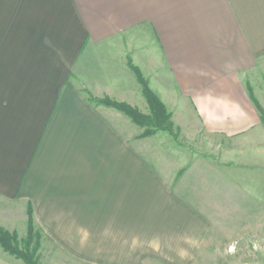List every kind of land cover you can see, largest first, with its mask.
<instances>
[{"label":"crops","instance_id":"0c3cea01","mask_svg":"<svg viewBox=\"0 0 264 264\" xmlns=\"http://www.w3.org/2000/svg\"><path fill=\"white\" fill-rule=\"evenodd\" d=\"M128 60L179 132L167 168L142 159L125 117L88 101L148 114ZM248 86L263 108L264 0H0V201L30 206L59 250L86 232L109 264L193 256L208 222L183 195L202 157L192 146L216 183L239 161L264 163ZM0 264L24 263L0 248Z\"/></svg>","mask_w":264,"mask_h":264},{"label":"rangeland","instance_id":"374dc122","mask_svg":"<svg viewBox=\"0 0 264 264\" xmlns=\"http://www.w3.org/2000/svg\"><path fill=\"white\" fill-rule=\"evenodd\" d=\"M248 89L251 91L249 86L247 91ZM87 98L91 103L120 113L133 126L139 128L140 133L132 135L127 129V121L125 120L122 126L123 122L119 120L126 137L138 136L137 140H141L140 144L135 145L138 147L140 145L141 153L145 154L142 159L151 153L152 159L160 160L165 168L168 167L164 158V152L168 151V137L177 142L178 130L172 128V133L157 131L153 135L143 136V128L135 125L123 112L105 104L104 101L109 100V102L123 103L132 108L136 107L108 98H92L90 94H87ZM258 106L262 122L264 107L262 108L259 104ZM136 109L142 115L149 114V109L148 114ZM151 137L157 139H153L152 142L145 140ZM192 151L202 157L194 161L190 167L192 175L183 187L185 190L183 195L188 201L198 206L206 216L208 223L201 234L203 238L197 246L195 255L188 258L168 257L164 259H168V264H264V163L261 167L260 162L257 164L256 162L239 161L234 171H231L235 175H227L220 179V183H216L215 176L208 174L216 175L215 170H218V167L216 164L213 166L212 163L203 160L208 158V150L201 151L199 148L194 150L192 146ZM210 155L209 158H213V155ZM10 204L11 206L0 201V229L15 237L19 249L24 250L27 247L33 252L38 264H109V258L105 259L101 256V249L92 248V246L99 245V242L78 240L72 242L74 246L72 251L57 249L51 242L46 241L34 226V229H29L28 206L21 208L17 204ZM20 213L23 214L22 220L16 219ZM136 259L137 264H162L159 258L154 262H145L142 258L139 262V259ZM122 260L123 258H110V264H123Z\"/></svg>","mask_w":264,"mask_h":264},{"label":"trees","instance_id":"16d2710c","mask_svg":"<svg viewBox=\"0 0 264 264\" xmlns=\"http://www.w3.org/2000/svg\"><path fill=\"white\" fill-rule=\"evenodd\" d=\"M128 67L141 86L142 96L148 106L149 114L142 115L136 108L129 107L123 103L109 102V100H105L104 103L123 112L135 125L143 128V136L153 135L157 131H168L172 133V125L170 123L171 114L167 111L160 99L148 87L147 81L144 79L139 69L132 65L130 60H128ZM248 92L250 99L259 112L260 109L258 102L254 99L251 91L249 90ZM262 123L264 124V119H262ZM28 207V225L31 230L34 229L32 209L30 206ZM0 248L15 259L22 261L24 264H38V262L34 259L33 252H31L27 247H25L24 250L19 249L15 237L9 235V233L1 229Z\"/></svg>","mask_w":264,"mask_h":264},{"label":"clouds","instance_id":"9594fccd","mask_svg":"<svg viewBox=\"0 0 264 264\" xmlns=\"http://www.w3.org/2000/svg\"><path fill=\"white\" fill-rule=\"evenodd\" d=\"M82 239H84V240L87 239V233H86V232L83 234ZM153 247H158V242H155V241H154V242H153ZM185 254H186V253H185L183 250H180L179 255H180L181 257H183Z\"/></svg>","mask_w":264,"mask_h":264}]
</instances>
